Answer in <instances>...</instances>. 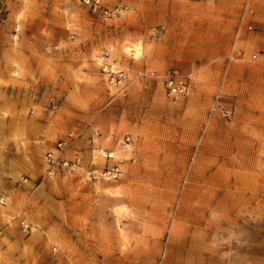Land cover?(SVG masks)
<instances>
[{"label":"rangeland","instance_id":"374dc122","mask_svg":"<svg viewBox=\"0 0 264 264\" xmlns=\"http://www.w3.org/2000/svg\"><path fill=\"white\" fill-rule=\"evenodd\" d=\"M0 264H264V0H0Z\"/></svg>","mask_w":264,"mask_h":264},{"label":"built area","instance_id":"2783aa9c","mask_svg":"<svg viewBox=\"0 0 264 264\" xmlns=\"http://www.w3.org/2000/svg\"><path fill=\"white\" fill-rule=\"evenodd\" d=\"M249 8H246V11ZM250 16L254 15V12L251 10L249 11ZM244 21H245V16L243 17L242 23L240 24L239 28H238V34L240 35L242 33V31L244 30ZM247 28L249 31L254 30L253 26L251 24H247V26L245 27ZM166 89H167V93L168 96L171 98H179L180 96H183L187 93L188 91V83L187 80H185L177 71H173L167 75L164 76L163 78ZM62 146V145H61ZM56 158L53 154H48L47 156V162L50 165H55L56 163ZM119 170H115V176H117Z\"/></svg>","mask_w":264,"mask_h":264},{"label":"bare ground","instance_id":"6f19581e","mask_svg":"<svg viewBox=\"0 0 264 264\" xmlns=\"http://www.w3.org/2000/svg\"><path fill=\"white\" fill-rule=\"evenodd\" d=\"M17 31H20V25L19 26H17ZM15 38H17V36H15ZM125 53L126 54H132L133 56H138L139 54H140V47L139 46H136L135 48H133V49H130V48H126L125 49ZM113 155L114 154H112L111 155V157H113ZM116 212V214H117V219H118V222H120V219H121V217H123V215L125 214L124 212H122V211H115ZM129 217V216H128ZM127 218V217H126ZM120 232L121 233H123V229H121L120 228ZM124 258V257H123ZM123 262V261H122Z\"/></svg>","mask_w":264,"mask_h":264}]
</instances>
